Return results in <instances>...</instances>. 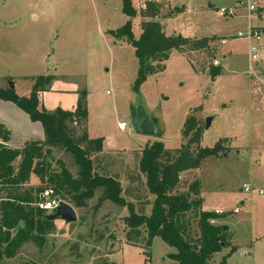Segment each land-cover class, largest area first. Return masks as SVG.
I'll return each mask as SVG.
<instances>
[{
  "label": "rangeland",
  "instance_id": "obj_1",
  "mask_svg": "<svg viewBox=\"0 0 264 264\" xmlns=\"http://www.w3.org/2000/svg\"><path fill=\"white\" fill-rule=\"evenodd\" d=\"M145 1L161 6L160 20L175 8L184 9L166 21V32L185 37L216 35L220 39L216 55L206 50L185 52V62L173 52L165 69L149 76L134 92L138 68L134 50L109 34L128 20L122 13V0H0V83L15 84V94L27 98L30 79L56 77L44 98L47 110L70 111L78 94L85 92L87 133L104 138L115 152L92 155L94 171L115 179L121 198L140 215L149 214L154 198L137 172L138 153L147 144L146 137L131 128V109L143 107L162 131L164 147L171 150L187 142L180 131L192 117L202 132L199 146L212 148L219 142L222 152L201 163L193 176H185L179 189L185 190L191 177L202 186L203 209L221 217L215 226H226L230 241L233 235L237 246L227 264H264V33L255 28L264 25V20L257 13L248 21L247 0H131V4L139 12ZM254 1L264 13V0ZM231 8L234 15H219L220 10ZM140 21L139 16L131 19L135 39L140 35ZM251 27L261 34V41L254 42L259 50L257 60L250 57V42L241 37ZM213 62L221 72L211 79L205 73ZM6 107H0V122L9 131L10 146L21 148L25 141L43 136L39 123L29 121L30 127L24 128ZM208 118L213 121L205 129ZM120 121L127 125L122 134L117 131ZM46 156L53 172L65 169L77 177L78 168L70 155L53 149ZM19 161L12 164L14 172ZM28 182L39 185L34 173ZM243 184L251 186V192L245 193ZM101 195L102 190H96L84 207L76 208L69 196L57 194L74 209L76 223L52 222L43 249L26 244L2 264L171 263L168 255L175 250L157 237L146 246L145 230L132 234L129 241L123 222L127 208L101 201ZM195 227L193 222L191 239L196 237ZM219 259L214 255L212 264H219Z\"/></svg>",
  "mask_w": 264,
  "mask_h": 264
},
{
  "label": "trees",
  "instance_id": "obj_2",
  "mask_svg": "<svg viewBox=\"0 0 264 264\" xmlns=\"http://www.w3.org/2000/svg\"><path fill=\"white\" fill-rule=\"evenodd\" d=\"M161 10L158 3L146 1L138 12L132 7L131 0H122V13L128 20L121 28L109 32L115 40L127 42L134 50L138 65L132 87L134 92L139 91L149 76L165 69L166 61L174 51L184 54L206 50L212 56L216 55L218 38L215 36L201 39L166 36L158 20ZM183 12L181 7L175 8L164 18H174ZM136 16L141 17V32L137 39L131 29V19ZM220 72V68L211 65L206 74L213 79ZM30 80L32 85L27 98L17 96L7 83L0 85V100L14 104L31 122L39 123L44 133L43 141L26 142L19 150L8 149L3 144L8 141L9 132L0 126V264L13 259L26 244L43 249L52 224L46 220V211L39 207L45 202L42 196L47 189L58 199L57 194L69 196L76 208L84 207L96 190H102L101 201L127 208L128 216L123 222L129 241L133 240L132 234L145 230L146 246L157 237L175 250L168 255L170 264H211L214 255L230 247L228 228L210 224L221 217L201 210L200 183L193 181L185 190L179 189L182 172L197 170L201 163L214 160L222 152L219 142L212 148L199 146L202 132L192 117L186 119L181 131L182 137L188 140L178 149H166L162 142L156 141L141 151L137 172L145 179V186L154 199L150 214L140 215L135 213L131 203L121 198V187L115 179L97 175L94 171L91 156L102 152L103 139L87 136L85 92L78 94L73 112L60 108L46 111L39 105L38 94L48 92L55 77L48 75ZM80 126L83 131L79 133L77 128ZM53 149L72 157L78 168L76 178L65 169L60 173L51 170L46 155ZM18 158L20 161L14 172L12 164ZM31 173L38 177V187L28 185ZM193 222L196 237L191 239ZM226 258L223 257L219 264H226Z\"/></svg>",
  "mask_w": 264,
  "mask_h": 264
},
{
  "label": "crops",
  "instance_id": "obj_3",
  "mask_svg": "<svg viewBox=\"0 0 264 264\" xmlns=\"http://www.w3.org/2000/svg\"><path fill=\"white\" fill-rule=\"evenodd\" d=\"M146 2V1H145ZM144 2V3H145ZM144 3L142 4V6L140 7V8H143V6H144ZM156 3V2H155ZM139 10V9H138ZM185 12V11H184ZM183 12V13H184ZM258 13H259V16H258V18L260 19V21H263L264 20V13H263V9L261 8L260 10H258ZM177 16V15H176ZM175 16V17H176ZM174 17V18H175ZM174 18H165V19H161L160 20V18H158V20H159V22H160V24L162 25V27H164V32H165V34H166V36H169L170 34H168L167 32H166V27H167V24H166V21H172ZM140 24V23H139ZM260 25H262L261 23H259ZM255 28L256 29H258L259 31L261 30L262 32L261 33H264V25H262V26H255ZM140 32H141V29H140ZM176 35H179V34H177V33H175V32H173V35L172 36H176ZM181 36V35H180ZM211 36H215L216 38H218L216 35H211ZM182 37H184V38H190V39H194V38H197V39H201V38H211V37H197V36H194V37H185V36H182ZM218 40H220L219 38H218ZM221 41H223V40H221ZM175 52V51H174ZM173 53V52H172ZM175 54L177 55V56H179V57H181L185 62H187V60H186V58L184 57V55L182 54V53H179L178 51H176L175 52ZM223 59H224V57H223ZM188 64H189V62H188ZM190 65V64H189ZM191 67V66H190ZM251 67V66H250ZM192 68V70H193V67H191ZM193 72H197L196 70H193ZM199 73V72H198ZM206 74V73H205ZM55 81H56V77H55V80L53 81V83H55ZM53 83H52V85H51V88H52V86H53ZM3 83H0V85H2ZM14 87L16 88V86H15V84H14ZM14 88V89H15ZM51 88H50V90L48 91V92H50L51 91ZM30 89H31V87L29 88V91H30ZM48 92H42V93H39L38 94V101H39V105H40V107H43L44 109H45V107H44V98L47 96V93ZM19 97H26V94L25 95H20ZM77 98H78V96H77ZM76 102H77V100H76ZM9 104H11L15 109H11L10 107V105ZM3 106H7L6 108H8L9 107V110H10V112L13 114L12 116L14 117V118H16L17 120H20L21 121V123L23 124V127L24 128H29L30 127V123H29V117L24 113V112H22L20 109H18L14 104H12L11 102H6V101H2V100H0V107H3ZM75 107H76V103H75V106H74V108L72 109V110H70L69 112H73L74 111V109H75ZM46 111H53V110H47V109H45ZM149 117V119H151V120H153L150 116H148ZM150 120V121H151ZM121 122V121H120ZM120 122H118L117 123V131L119 132V133H124V132H126V130L124 131V132H122V131H119V129H118V124L120 123ZM123 122V121H122ZM32 123V122H31ZM32 124H36V123H32ZM5 126L6 127V125L4 124V122H0V126ZM5 127H4V129H5ZM183 127V126H182ZM159 129V128H158ZM160 130V129H159ZM181 130H182V128H181ZM8 131V130H7ZM9 132V131H8ZM86 132H87V130H86ZM160 132L162 133V131L160 130ZM181 132V131H180ZM87 136H88V138L89 139H97V138H93L92 136H90L88 133H87ZM146 137V144H151L152 143V141H157V142H162L161 141V139L163 138V133H162V135H161V137H160V139H154V138H150V137H147V136H145ZM9 138H10V134H9ZM99 138H101V137H99ZM103 139V146H102V152H100V153H98V154H96V156H110V155H112V154H114L115 152L113 151V150H111V149H109L108 147H107V144H106V141L104 140V138H102ZM44 140V133H43V136H41V138H36V139H30V141L28 140V141H25V143L26 142H31V141H43ZM8 141H9V139H8ZM8 141L5 143V144H3V146L4 147H6V148H8V149H15V147H12V146H10L9 144H8ZM24 143V144H25ZM23 144V145H24ZM23 145L21 146V148L23 147ZM164 145V144H163ZM21 148H17V149H15V150H19V149H21ZM169 150H171V149H169ZM140 154H141V151L138 153V158H137V160H139V158H140ZM138 162V161H137ZM197 170H189V171H185V172H182L181 174H180V176H179V179H180V181H179V183L181 182V180L185 177V176H190V175H192V173H194V172H196ZM100 176H102V175H100ZM141 176V175H140ZM193 176V175H192ZM142 177V176H141ZM142 179L143 180H145L143 177H142ZM193 181H195V178L193 177H191L190 178V180H187V184L189 185L190 183H192ZM40 184V183H39ZM29 185V184H28ZM30 186V185H29ZM39 186V185H38ZM38 186H34V187H38ZM31 187H33V186H31ZM201 189H202V186H201ZM201 189H200V198H201V200L203 201V199H202V197H201ZM202 203V202H201ZM149 205H150V203H149ZM242 205L244 206V203H242ZM150 207V206H149ZM201 210L202 211H204V212H209V211H205L204 209H203V203H202V206H201ZM150 212H151V207H150ZM150 212H149V214H150ZM217 212V211H216ZM149 214H147V216L149 215ZM233 240H232V242L230 241V247L229 248H227V249H223L220 253H217L219 256H220V261L222 260V258L223 257H226L227 256V258L229 257L228 255V253H229V251L231 250V249H233V251H232V253L235 251V249H236V243H235V240H234V238H233V235H232V237H231ZM255 240H257V238H255ZM231 243H232V245H231ZM252 244V243H251ZM250 247H251V245H250ZM226 258V259H227ZM212 263L214 262V257H213V259H212V261H211ZM211 263V264H212ZM220 263V262H219ZM226 264H227V261H226Z\"/></svg>",
  "mask_w": 264,
  "mask_h": 264
},
{
  "label": "water",
  "instance_id": "obj_4",
  "mask_svg": "<svg viewBox=\"0 0 264 264\" xmlns=\"http://www.w3.org/2000/svg\"><path fill=\"white\" fill-rule=\"evenodd\" d=\"M9 89L14 90V84L9 83ZM213 118L206 119L205 129H208ZM130 125L133 131L141 136H147L154 139H160L162 133L158 127L153 124L146 115L143 107L132 108L130 114ZM46 220L50 222L61 221L65 225L74 224L77 221L76 213L72 207L60 202L58 207L53 209L47 216Z\"/></svg>",
  "mask_w": 264,
  "mask_h": 264
},
{
  "label": "built area",
  "instance_id": "obj_5",
  "mask_svg": "<svg viewBox=\"0 0 264 264\" xmlns=\"http://www.w3.org/2000/svg\"><path fill=\"white\" fill-rule=\"evenodd\" d=\"M245 7L247 9V19L249 21L251 19V16L258 13L259 7L257 6L254 0H247ZM234 12H235V9H232V8L228 10H220L219 15L222 17H229V16L234 15ZM241 37L242 38L244 37V39L250 42V50H249L250 57L252 60H257L258 59L257 54L259 53V50H258V47L254 45V42L261 41L260 32L256 29H253V27H251L249 31L247 32V34ZM220 43L224 44V41H221ZM212 65L216 67L218 63L213 62ZM118 129L119 131L124 132L127 129L126 123L125 122L119 123ZM242 188L245 193L251 192V186L247 184H243ZM42 197L44 198L45 202L39 207L40 209L46 211V213H50L53 209L58 207L59 203L61 202L58 198L54 196L53 191L49 189L44 191ZM210 224L215 226V221H211Z\"/></svg>",
  "mask_w": 264,
  "mask_h": 264
}]
</instances>
